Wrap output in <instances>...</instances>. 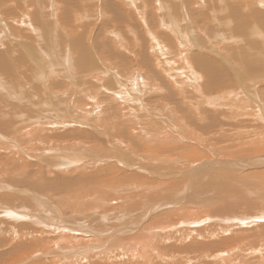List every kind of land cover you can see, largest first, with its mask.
<instances>
[{
    "label": "rangeland",
    "instance_id": "rangeland-1",
    "mask_svg": "<svg viewBox=\"0 0 264 264\" xmlns=\"http://www.w3.org/2000/svg\"><path fill=\"white\" fill-rule=\"evenodd\" d=\"M132 2L0 0V264H137L130 250L139 247L127 242L172 218L194 222L173 232L231 230L222 232L223 244L196 238L203 248L152 244L138 264H224L207 258L204 245L225 250L241 237L264 245V168H235L264 154V0ZM20 16L35 30L17 23ZM184 43L200 49V67L212 74L200 79L196 67L199 80H188L177 53ZM164 134L191 142L174 149L170 139H150ZM196 154L204 159L193 168ZM80 155L87 157L75 161ZM174 184L175 198L166 192ZM179 201L174 214L169 206L152 210ZM241 215L253 218L250 226L227 220Z\"/></svg>",
    "mask_w": 264,
    "mask_h": 264
},
{
    "label": "bare ground",
    "instance_id": "bare-ground-1",
    "mask_svg": "<svg viewBox=\"0 0 264 264\" xmlns=\"http://www.w3.org/2000/svg\"><path fill=\"white\" fill-rule=\"evenodd\" d=\"M8 1V0H7ZM127 1H128V5L129 4H131V3H133L132 1L133 0H126V3H127ZM208 1V0H207ZM6 2V1H5ZM4 2V3H5ZM183 2V1H182ZM189 2V1H188ZM218 2V1H217ZM3 3V4H4ZM53 3H54V1H53ZM178 3V2H177ZM196 3H197V5L199 6V5H201V3H206L205 2V0H196ZM6 4V3H5ZM9 4V3H8ZM188 5H189V3H187ZM1 5V4H0ZM7 5V4H6ZM133 5V4H132ZM131 5V6H132ZM177 5V4H176ZM181 5V4H180ZM205 5V4H204ZM130 6V5H129ZM190 6V5H189ZM177 7V6H176ZM133 8H135V6L133 7ZM179 8V7H178ZM181 8V7H180ZM193 8V7H192ZM9 9V8H8ZM32 8H30V10H31ZM7 10V9H6ZM29 10V11H30ZM179 10H181V9H179ZM191 10V9H190ZM32 11H33V9H32ZM206 11H208V10H206ZM7 12V11H6ZM34 12V11H33ZM138 12V11H137ZM7 14H8V12H7ZM29 14V13H28ZM138 14V13H137ZM211 14H213V11H212V13ZM0 15H1V12H0ZM20 15V14H19ZM23 17H27V19L29 18V16L28 15H26L25 13H23V14H21ZM30 15V14H29ZM31 15H33V14H31ZM206 16V15H205ZM21 17V16H20ZM23 17H21V18H19L18 19V21L16 20V19H14V21H17V23L19 22V24H20V22H21V24H22V26L24 25V26H30L29 27V30H35V29H33V26L31 27V21H30V23L28 22H26L27 21V19H26V21H24L25 19H23ZM188 17V16H187ZM0 18H1V16H0ZM15 18V17H14ZM17 18V17H16ZM32 18V17H31ZM164 18V17H163ZM203 18V17H202ZM205 18H208L207 16L205 17ZM214 18V17H213ZM23 19V20H22ZM30 19V18H29ZM192 19V18H191ZM189 20V19H188ZM201 20V19H200ZM161 21V20H160ZM16 23V24H17ZM57 23V22H56ZM163 23V22H162ZM166 23V22H165ZM171 23V22H170ZM44 25V24H43ZM166 25V24H165ZM172 25V24H171ZM45 27V26H44ZM166 27V26H165ZM164 27V28H165ZM173 27H174V25H173ZM179 27V26H178ZM206 27V26H205ZM262 27V26H261ZM10 28V27H9ZM164 28H162V29H164ZM167 28V27H166ZM170 28H172V26H170ZM177 28V27H176ZM202 28H204V26L202 27ZM174 29V28H173ZM36 30H37V27H36ZM38 30H40V29H38ZM176 30V29H175ZM174 30V31H175ZM172 31V30H171ZM197 30H193V34H195L194 32H196ZM12 33H13V31H11ZM33 32H35V33H37L36 31H33ZM133 32V31H132ZM190 32H191V30H190ZM197 32H199V33H203V32H200V31H197ZM39 33H40V31H39ZM38 33V34H39ZM163 33H165V30H164V32ZM169 33V32H168ZM205 36H206V31H205ZM175 35H177V34H175ZM203 35V34H202ZM171 36H172V34H171ZM179 36V35H178ZM198 36V35H197ZM169 37V36H168ZM175 37H177V36H175ZM175 37H173V40H174V38ZM199 37V36H198ZM200 37H201V35H200ZM232 37V36H231ZM171 38V37H170ZM228 38V37H227ZM157 40V39H156ZM156 43H157V41H155ZM171 42H172V40H171ZM175 42V41H174ZM156 43L154 44V45H156ZM180 43H182V42H180ZM195 43H197V42H195ZM167 44V43H166ZM186 46H185V45ZM184 44H182V46L181 47H179V46H177V48H179L180 50H178L177 51V53H178V55H179V60L180 61H184V64L186 65V70H185V72H186V75H187V78H188V80L190 79L189 78V75L191 74V77H192V79L195 81V79H196V82H197V80H199V75L198 74H200L197 70L198 69H200V70H202V73H201V76H202V78H200V79H205L204 78V75L205 74H212V73H210L209 71H207L205 68H207V67H205L204 69L205 70H203V69H201V65H203L202 64V62L200 61V60H198V57H197V55L196 54H199V53H197L196 52V46L194 47V46H192V45H190V44H187V43H184ZM22 46V45H21ZM125 46H126V44H125ZM160 47L161 48V45L160 44H157L156 46H154V47H152L151 48V50H153V51H155V53H156V48L155 47ZM166 48V47H165ZM176 48V49H177ZM169 49V48H168ZM198 49V48H197ZM198 50H200V49H198ZM153 51H151V52H153ZM162 51V50H161ZM25 52V51H24ZM187 52V53H186ZM0 53H3V52H0ZM13 54V53H12ZM158 54V53H157ZM161 54L163 55V57L165 56L164 54H165V52H164V50H163V52H161ZM188 54H191V56H189ZM177 55V56H178ZM200 55V54H199ZM81 56V55H80ZM159 56H160V53H159ZM4 57V56H3ZM9 57V56H8ZM161 57V56H160ZM12 58V57H11ZM18 58V57H17ZM192 58V59H191ZM159 59V58H158ZM163 60V59H162ZM178 60V59H177ZM193 60V61H192ZM206 60V59H205ZM89 61V60H88ZM93 61V60H92ZM167 61V60H166ZM166 61H162V63L160 64V67L159 68H162L163 67V65L166 63ZM195 61H197L196 63H193V62H195ZM108 62V61H107ZM193 63V64H190V63ZM207 62V61H206ZM7 63H9V62H7ZM147 63V62H146ZM159 63V62H158ZM259 63V62H258ZM220 64V63H219ZM227 64V63H226ZM260 64V63H259ZM5 64H3L2 66H4ZM62 65V64H61ZM197 65V66H196ZM206 65V64H205ZM204 65V66H205ZM218 65V64H217ZM70 66V65H69ZM105 66V65H104ZM200 68H199V67ZM8 67V66H7ZM12 67V66H11ZM129 67V66H128ZM196 67H197V70H196ZM218 67V66H217ZM220 67H221V64H220ZM3 68V67H2ZM4 68H5V66H4ZM106 68H107V66H106ZM164 68V67H163ZM19 69V68H18ZM105 69V68H104ZM184 69H185V67H184ZM209 69V68H208ZM171 70V69H170ZM210 70H213L212 69V67H211V69ZM19 71V70H18ZM221 71H223V69H221ZM252 71H254V70H252ZM106 72V71H105ZM108 72H111V71H108ZM114 72V71H113ZM112 72V73H113ZM148 72V71H147ZM7 73V72H6ZM16 73V72H15ZM22 73V72H21ZM115 73V72H114ZM214 73H216V74H218V76L220 75L217 71H214ZM236 73V72H235ZM235 73H234V75H235ZM251 74V73H250ZM25 75V74H24ZM112 75V74H111ZM115 75V74H114ZM223 75H227L228 76V74H227V72L226 73H224ZM240 75V74H239ZM238 75V76H239ZM254 75V74H253ZM102 76H104V74L102 75ZM237 76V75H236ZM6 77V76H5ZM9 77V76H8ZM15 77V76H14ZM101 78V77H100ZM105 78V77H104ZM236 78H238V77H236ZM110 79V78H109ZM134 79V82L136 81V80H138V82L140 83V79H136L135 77L133 78ZM155 79V78H154ZM229 79V78H228ZM39 80V79H38ZM113 80H114V78H113ZM211 80V79H210ZM209 80V81H210ZM227 80V79H226ZM190 82H193V81H191V80H189ZM205 81V80H204ZM231 80H229V82H230ZM113 82V81H112ZM115 82V81H114ZM132 82V81H131ZM144 80H143V87H146V85H148V84H144ZM156 82V81H155ZM215 82H217V80L215 81ZM232 82V81H231ZM230 82V83H231ZM137 83V82H136ZM141 83V84H142ZM145 83H147V81L145 82ZM178 83V82H177ZM184 83V81L182 82H180L179 81V83H178V85L181 87V85ZM114 84V83H113ZM141 84H140V86L139 87H141ZM219 84V83H218ZM232 84V83H231ZM112 85V84H111ZM117 85V84H116ZM120 85V84H119ZM157 85V84H156ZM233 85V84H232ZM239 85V84H238ZM113 86V85H112ZM121 86V85H120ZM171 86V85H170ZM193 86L194 85H192V87L191 88H193ZM217 86V85H216ZM156 87V86H155ZM113 88H115V85L113 86ZM158 88V87H157ZM156 88V89H157ZM162 88V87H161ZM195 88V91L196 92H198L199 94H202V92H201V88H199L197 85H196V87H194ZM152 89H153V87H152ZM154 90V89H153ZM158 90V89H157ZM163 90V89H162ZM140 91V90H139ZM156 91V90H155ZM111 92V91H110ZM109 92V89H108V94L110 93ZM188 93V92H187ZM108 94H107V96H108ZM194 94V93H193ZM118 94H116V93H113V91H112V94H111V96L109 97V98H111L112 100H110V101H112V102H116L119 98H117L118 96H117ZM133 97V96H132ZM130 98V97H129ZM58 99V98H57ZM123 99V98H122ZM134 99V98H133ZM137 99V98H136ZM140 100V99H139ZM191 100H193V99H191ZM120 101V100H119ZM137 101V100H136ZM123 102H125V101H123ZM242 102V101H241ZM192 103V102H191ZM193 103H195V102H193ZM197 103V102H196ZM113 104V103H112ZM111 104V105H112ZM121 104V103H120ZM123 104H121V106H122ZM123 106H125V105H123ZM119 107V106H118ZM127 108H129V107H127ZM23 109V108H22ZM119 109V108H118ZM130 109V108H129ZM132 109V108H131ZM25 110V109H24ZM134 110V109H133ZM136 111V110H135ZM120 112V111H119ZM122 112V111H121ZM124 112V111H123ZM133 114V113H132ZM136 114V113H135ZM124 115V114H123ZM135 117H136V115H134ZM199 117V116H198ZM259 117V116H258ZM258 120V119H257ZM263 124V123H262ZM263 127V126H262ZM222 132V131H221ZM27 133V132H26ZM219 133V132H218ZM259 133V132H258ZM261 134V133H260ZM262 134H264L263 133V130H262ZM29 135H31V134H29ZM220 135H221V133H220ZM223 137V136H222ZM260 137V136H259ZM262 137H264V135L262 136ZM150 138V137H149ZM197 138V137H196ZM152 141L154 140H159V141H162V140H164V139H167V140H171L172 141V144H176V142L178 143V144H176V147H174V149H180V148H186V146H185V144H180V141H181V139H183V140H187V142L189 143V142H191V140L190 139H186V138H183V136H179V137H177V136H175V137H173V139L170 137V135H163V136H161V137H156V138H154V136H151V138H150ZM195 139V138H194ZM257 139H258V137H257ZM200 140V139H199ZM198 140V141H199ZM260 140V139H259ZM159 141H158V143H159ZM7 142V141H6ZM44 142V141H43ZM200 142V141H199ZM202 142V141H201ZM225 142V141H224ZM224 142H222L221 144H224ZM194 143H196V142H194ZM215 143V142H214ZM262 143H263V141H262ZM170 144V143H169ZM252 144V143H251ZM258 144L260 145V141L258 142ZM257 144V145H258ZM7 146H8V144H6ZM258 145V146H259ZM168 146V145H167ZM14 147H16V145H14ZM212 147V146H211ZM252 147V146H251ZM257 147V146H256ZM260 147V146H259ZM262 147V146H261ZM8 148V147H7ZM9 148H10V146H9ZM18 148V147H17ZM208 148V147H207ZM216 148V147H215ZM255 148V147H254ZM1 149V148H0ZM11 149V148H10ZM21 150H22V148H20ZM20 149H19V151H20ZM197 149V148H196ZM209 149V148H208ZM211 150H212V148H210ZM256 149V148H255ZM261 149H263V148H261ZM155 150V149H154ZM206 151V150H205ZM204 151V152H205ZM208 151V150H207ZM213 151V150H212ZM262 151V150H261ZM11 152V151H10ZM196 152V151H195ZM216 152V151H215ZM218 152V151H217ZM263 152V151H262ZM156 153V152H155ZM69 154V153H68ZM191 154V153H190ZM214 154V153H213ZM23 155V154H22ZM205 155V154H204ZM258 155H260V156H258ZM258 155H255V157H248V158H245V161H241L242 163H241V165H235V168L237 169V170H239V172H241V174H243L244 172H248L250 169H254L256 166H257V168L258 167H261L262 169L264 168V156L262 157V155H264L263 153H261V154H258ZM67 157H70V156H67ZM82 157H87L86 155L85 156H79V158H78V156H77V158H75L76 160L75 161H78V160H80V159H82ZM194 157V156H193ZM192 157V158H193ZM204 156H200V155H197L196 154V156L192 159L193 161H188L189 162V165L190 166H193V168H194V165H196V164H198V162H201V159L203 158ZM232 157H233V155H232ZM66 158V157H65ZM196 158H201V159H196ZM159 159V158H158ZM176 159V158H175ZM204 159V158H203ZM243 159V158H242ZM152 160H154L153 158H152ZM208 160H209V158H208ZM244 160V159H243ZM172 161V160H171ZM232 161H234V160H232ZM236 161V160H235ZM173 162V161H172ZM205 162V161H204ZM260 162V163H259ZM174 163V162H173ZM177 163H179V160L177 161ZM182 163H184V162H182ZM214 163V162H213ZM228 163V162H227ZM237 163V162H236ZM201 164H202V162H201ZM200 164V165H201ZM205 165H206V163H205ZM16 166V165H15ZM203 166V165H202ZM234 166V165H233ZM86 167V166H85ZM205 167V166H204ZM21 168V167H20ZM82 168H83V166H82ZM81 168V169H82ZM234 168V169H235ZM16 169V168H15ZM90 169V168H89ZM260 169V168H259ZM214 170V169H213ZM255 170V169H254ZM153 172V171H152ZM193 172H194V169L192 170V172H191V176H192V174H193ZM262 172V171H261ZM1 174V173H0ZM13 174V173H12ZM183 174V173H182ZM190 174V173H189ZM196 174V176H197V173H195ZM165 175H166V173H165ZM175 176H177V174H174ZM180 175V174H179ZM184 175V174H183ZM168 177V176H167ZM182 177V176H181ZM189 177V176H188ZM187 177V178H188ZM247 177H251V178H253V175L252 174H247ZM6 178V177H5ZM7 179V178H6ZM14 179V178H13ZM185 179V178H184ZM186 181V180H185ZM189 181V180H188ZM190 182H191V180H190ZM189 182V183H190ZM190 184H192V183H190ZM190 184H188V187H189V185ZM146 185V187L148 186L147 184H145ZM151 186H153L154 187V189L155 188H157L158 186L157 185H155V184H153V185H151ZM186 186V185H185ZM176 185L174 184L172 187H170V191H166V192H172V194H173V197L175 196V197H177V195H180L179 194V191H175V189H176ZM6 188V187H5ZM183 189H185L184 188V186H183ZM157 192V191H156ZM87 193V192H86ZM161 193V192H160ZM158 194H159V191H158ZM163 195H164V193H163ZM168 195H171V194H168ZM172 197V196H171ZM174 197V198H175ZM89 198V197H88ZM243 198V197H242ZM1 199H3V198H1ZM124 200V199H123ZM183 201V200H182ZM182 201H179L178 203L177 202H174V203H169L168 205H167V203H164L163 202V204H158V206L157 207H153L152 208V210L154 209H160V208H162V207H164V206H169L172 210V214H174V213H176L177 212V210L179 209L178 207H177V209H174L177 205H180V203H182ZM4 202V201H3ZM7 202V201H6ZM136 202V201H135ZM252 202V201H251ZM8 203V202H7ZM150 203V202H149ZM243 203H245L244 201H243ZM155 204H156V202H155ZM6 206V205H5ZM7 207V206H6ZM3 209V208H2ZM10 209V208H9ZM151 209V208H150ZM156 209V210H157ZM155 210V211H156ZM167 210V209H166ZM239 210V209H238ZM237 210V211H238ZM105 211V210H104ZM151 211V210H150ZM149 211V212H150ZM154 212V211H153ZM174 212V213H173ZM118 213V212H117ZM152 213V212H151ZM146 214H148V213H146ZM150 214V213H149ZM151 215V214H150ZM152 215H154L153 213H152ZM19 217H21L20 215H19ZM144 217V216H143ZM223 217V216H222ZM234 218V219H233ZM262 218H264V217H262ZM173 219V218H172ZM172 219H170V222L171 223H169V224H167V225H164V224H158V225H155V226H153V227H151V229H146V230H144L145 232H143L141 235H139L138 236V238H137V240L135 239V241L132 239V241H129V242H127L128 240H126V239H128V238H125V240H126V242H127V244H137L138 245V247H139V249L137 250V248L135 249V250H130L132 253H131V256H132V254H133V256H135V257H139L140 258V256L142 255L141 254V252L143 251L144 252V250L145 249H148V247H153V246H151L152 244H157V245H154V246H158L159 244H169V246H167V247H169V249H167V251H170L171 249L172 250H174V249H177V247L179 248V249H181L182 247H184L182 244H192V246L194 245V248H195V244L197 245V247H202L203 245H201V244H203V243H201L199 240V242H197L196 241V238H201V240H202V238H204V237H206L205 239L207 240V239H211V242H208L209 244H223L221 241L219 242V239L222 237V235H225V234H222V232H227L228 231V233H230V230H231V226L230 227H226V228H219V230L221 231V232H212V233H209V234H207V235H205L204 233H203V231L202 230H198V231H188V230H183V231H175V232H173V230H175L177 227H178V224H180L181 222H185L183 219H181L180 221H178V222H175L174 220L172 221ZM229 219H232V220H236V221H238V225H240L241 226V224H244V225H246V224H248V225H246L247 227L248 226H250L249 224L252 222H249L250 221V219H253V218H250V217H246L245 215H241V216H232V218H228L227 220H228V222H230V220ZM176 221H177V219H175ZM231 220V221H232ZM187 221L188 222H185V223H188V224H192L193 225V223L194 222H192V221H189L188 219H187ZM203 221V220H202ZM224 221V220H223ZM227 222V223H228ZM204 223V222H203ZM241 223V224H240ZM197 224V223H196ZM253 224V223H252ZM238 225H235V227L237 228V226ZM70 227V226H69ZM235 227H233V230H236V228ZM252 227V226H251ZM260 228V227H259ZM63 230H65V229H63ZM81 230V229H80ZM79 229L78 230H74V229H70V231H73L74 232V235L73 236H75V237H73V238H76L78 241L79 240H83V241H85L86 242V240H88V241H90L88 238L86 239V235L83 233V232H77V231H80ZM68 231H69V229H68ZM211 232V231H210ZM231 232H234V231H231ZM253 232V231H252ZM63 233V232H62ZM195 233V234H194ZM45 234V233H44ZM67 234H69V233H67ZM67 234H65L63 237H62V239H64V240H67L66 238H65V236L67 235ZM231 235V234H230ZM229 235V236H230ZM58 236V235H57ZM41 237V236H40ZM79 237V238H78ZM69 238H70V240H71V237L69 236ZM99 238V237H98ZM134 238V237H133ZM262 237H260V239H261ZM48 239V238H47ZM91 239H94V238H91ZM61 240V239H60ZM123 240V239H122ZM129 240H131V239H129ZM244 241V239L241 237V238H238V240H237V242L235 243V244H237L238 242L240 243V242H243ZM63 241V240H62ZM69 241V240H68ZM72 241V240H71ZM76 241V240H75ZM82 241V242H83ZM96 243L95 244H97V238H96ZM134 241V242H133ZM245 241H247V240H245ZM250 241H251V238H250ZM46 244H47V242L46 241H44ZM52 242V241H51ZM55 242V241H54ZM70 242V241H69ZM69 242H67V243H69ZM84 242V243H85ZM100 242V241H99ZM102 242V241H101ZM204 242V241H203ZM252 242V241H251ZM251 242H246V244L245 243H243V244H239L238 243V245H237V247H233V246H229V248H227V249H225V250H223V249H221L222 247H215V248H217V249H211V248H208L209 246H207V245H204V248H205V252H206V255L205 256H207V254H208V257L207 258H213V260H216V261H218V260H221V261H223L224 259L225 260H227L228 261V263L229 264H258L259 263V261H260V264H261V262H264V258L262 257V255L264 254V251L262 250V252H261V255L259 254V257H255L254 255H252V254H255V253H258V252H260L261 250L260 249H262V248H264V245L263 246H257V244H251ZM56 243V242H55ZM65 243V242H64ZM63 243V244H64ZM66 243V244H67ZM80 243V242H79ZM254 243V242H253ZM45 244V245H46ZM71 244V243H70ZM101 244V243H100ZM261 244V243H260ZM45 245H44V247H45ZM58 245H60V243H58ZM82 245V244H81ZM137 245H135L134 247H136ZM262 245V244H261ZM76 246V245H75ZM190 246V245H189ZM49 247V246H48ZM56 247V246H55ZM124 247V246H123ZM128 247V246H127ZM132 247H133V245H132ZM155 247V248H156ZM159 247V246H158ZM57 248V247H56ZM131 248V247H130ZM160 248V247H159ZM158 248V249H159ZM166 248V247H165ZM185 248V247H184ZM192 248V247H191ZM203 248V247H202ZM80 249V248H79ZM127 249H129V247L127 248ZM141 249H142V251H141ZM150 249V248H149ZM153 248H151L150 249V251L152 250ZM186 249V248H185ZM197 249V248H196ZM59 250V249H58ZM57 250V251H58ZM165 250V249H164ZM191 250V249H190ZM130 251H128L129 253H130ZM150 251H148L149 252V255H150ZM157 251V250H156ZM161 251H163V249L161 250ZM180 251V250H179ZM192 251H193V248H192ZM153 250L151 251V258H152V256L154 255L153 254ZM175 252V251H174ZM35 253V252H34ZM40 252H38V254H39ZM129 253H127V254H129ZM145 253V252H144ZM143 253V254H144ZM183 253H185V251L183 252ZM194 253V252H193ZM250 253H252V254H250ZM32 254H33V252H32ZM36 254V253H35ZM37 254V255H38ZM45 254V253H44ZM49 254L50 253H48V258L47 259H49ZM146 254V253H145ZM144 254V255H145ZM162 254H164V253H162ZM161 254V255H162ZM180 254H181V252H180ZM252 255V256H250V255ZM46 256H47V253L45 254ZM74 255V254H73ZM148 255V256H149ZM160 255V256H161ZM196 255H197V253H196ZM195 255V256H196ZM201 254H199V256H200ZM12 256V255H11ZM19 256V255H18ZM32 256V255H31ZM36 256V255H35ZM52 256V255H51ZM64 256V255H63ZM159 256V257H160ZM163 256V255H162ZM168 257H169V255H167ZM38 257V256H37ZM116 257V256H115ZM141 257H144V256H141ZM165 257V256H164ZM171 257V256H170ZM169 257V258H170ZM20 258V257H19ZM95 258V257H94ZM118 258V257H117ZM137 258H136V261H137V264H138V260H137ZM150 257H148V259H149ZM166 258V257H165ZM171 258H173V257H171ZM196 258H197V256H196ZM200 258V257H199ZM198 258V259H199ZM256 259V258H258L257 259V262L255 261L254 263H253V261H251L252 259ZM21 259V258H20ZM114 260H115V258H113ZM133 259V258H132ZM160 259V258H159ZM162 259V258H161ZM178 259V258H177ZM186 259H188V258H186ZM195 259V258H194ZM200 259H202V260H204L203 258H200ZM99 260V259H98ZM146 260V259H145ZM166 261H165V264H172V263H170V262H168L169 260L168 259H165ZM173 260V259H172ZM224 260V261H225ZM27 262H28V260H26ZM152 260H150V262H151ZM157 261V260H156ZM180 261V260H179ZM182 261V260H181ZM180 261V262H181ZM201 261V260H200ZM226 261V262H227ZM21 262V261H20ZM31 262V261H30ZM161 261L159 260V263H160ZM178 262V261H177ZM180 262H178L177 264H179ZM183 262V261H182ZM186 262V261H185ZM188 262L189 263H191L190 262V259L188 260ZM187 262V263H188ZM226 262H223L224 264H228V263H226ZM250 262V263H249ZM90 263V262H89ZM101 263H104V262H101ZM131 263V262H130ZM139 263H141V262H139ZM76 264H77V262H76ZM131 264H134L133 262L131 263ZM136 264V263H135ZM180 264H182V263H180ZM184 264V263H183ZM192 264V263H191Z\"/></svg>",
    "mask_w": 264,
    "mask_h": 264
}]
</instances>
